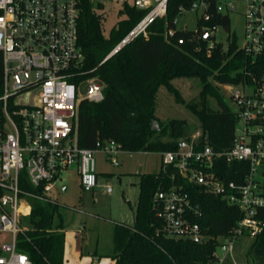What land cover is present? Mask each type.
Returning <instances> with one entry per match:
<instances>
[{"label":"built area","instance_id":"built-area-1","mask_svg":"<svg viewBox=\"0 0 264 264\" xmlns=\"http://www.w3.org/2000/svg\"><path fill=\"white\" fill-rule=\"evenodd\" d=\"M236 1L243 5L241 38L230 32L229 25L228 13L235 11ZM90 2L103 8L110 4L145 12L109 57L136 36L147 37V26L166 15L168 0ZM79 3L0 0V233L10 235L8 241L0 243V264H31L28 255L17 249L18 235L27 229L23 219L30 214L32 201L56 202L52 194L62 172L74 165L82 190L91 191L98 180L96 153L118 166L125 151L115 139L98 140L94 148L78 144L79 104L84 99L101 101L104 87L96 76L71 80L73 70L84 58L78 43ZM209 4L210 0H193L189 8L179 7L180 15L191 10L209 21ZM214 5L215 13L226 15L229 24L203 27L209 48L215 42L226 46L236 36L238 47L247 55L254 58L264 54V0H215ZM219 26L226 33L224 41L216 39ZM173 33V28L165 31L166 36ZM183 42L184 38L178 39L179 44ZM227 85L237 119L230 147L215 150L205 143L206 136L198 129L178 138L176 149L160 155L163 168L173 166L180 177L235 206L240 218L228 234L213 236L195 221L201 211L182 185L159 189L153 197L157 231L195 243L214 240L217 244L211 264H225L234 240L254 238L264 227V75L253 77L251 82ZM232 162L242 163L233 168L240 180L220 177L223 164ZM105 188L111 192L110 186Z\"/></svg>","mask_w":264,"mask_h":264},{"label":"trees","instance_id":"trees-1","mask_svg":"<svg viewBox=\"0 0 264 264\" xmlns=\"http://www.w3.org/2000/svg\"><path fill=\"white\" fill-rule=\"evenodd\" d=\"M192 1L168 0L166 15L147 26V37L138 35L107 57L145 12L125 6L120 11L124 18L118 20L105 37L103 6L80 0L78 43L84 58L81 66L73 70L71 80L78 82L96 76L104 87L101 101L84 99L79 104V146L94 148L98 140L115 139L123 150L129 152L176 149L177 139L185 136V122L174 118L160 125L155 116L157 91L164 86L178 98V91L171 81L177 77H195L202 83L199 100L188 103L187 107L197 116L206 144L215 150L230 147L237 119L225 96L210 78L221 84L251 82L253 77L264 75V54L254 58L247 55L238 47L236 36L226 46L215 42L213 47H208L203 27L229 24L226 15L215 13V0H210L208 8L211 20L199 18L194 29H177L174 20L180 15L179 7L189 8ZM170 28L174 33L166 36L165 31ZM179 38H184V42L179 44ZM1 75L0 53V94ZM210 98L216 107L210 104ZM154 120L158 122L157 129H152ZM223 165L221 178L240 180L233 168L242 163ZM138 176L134 220L131 224H114L113 264H211L217 244L214 240L195 243L157 231L154 194L159 189L182 185L201 211L195 221L213 236L229 233L240 218L238 208L180 177L171 165L165 168L160 165L157 172ZM55 213L59 215L56 223L53 220ZM26 223L28 228L18 235L17 249L28 255L31 264H73L64 257V224L56 202L32 201ZM247 255L253 264H264V227L253 238ZM225 264L232 263L226 261Z\"/></svg>","mask_w":264,"mask_h":264},{"label":"rangeland","instance_id":"rangeland-1","mask_svg":"<svg viewBox=\"0 0 264 264\" xmlns=\"http://www.w3.org/2000/svg\"><path fill=\"white\" fill-rule=\"evenodd\" d=\"M233 4L235 11L228 13L230 32L234 31L238 38H241L243 5L237 1ZM120 11L119 6L112 7L110 4L102 9L104 12L102 29L105 37L117 21L124 18V13ZM199 16L198 12L183 11L176 19V26L181 29H194ZM225 36L224 28L219 26L216 39L224 41ZM210 80L220 89L228 105L234 109L227 96L230 90L228 85L217 83L211 78ZM171 83L178 91V98L166 87L160 86L156 95L155 116L161 126L174 118L184 120L186 137L200 129L197 116L187 104L198 102L202 83L195 77H177ZM210 104L216 107L212 98ZM120 160V165L113 166L103 160L100 152L96 153L98 180L97 186L91 191L82 190L74 165L62 172L61 179L56 183L52 196L59 207L64 224L62 231L65 236L66 257L77 262L73 264H111L113 223L133 222L139 191L138 175L157 172L161 165L159 152L124 151L120 155ZM63 185L66 186V190H63ZM106 186L111 187V192H106ZM26 220L27 218H24L23 223L28 228ZM53 220L54 223L59 221L58 213H55ZM9 238L8 233H0V243L8 241ZM252 241L253 238L250 236H241L234 240L228 261L234 264H253L252 258L247 255ZM93 253H96V257L92 255ZM71 255L74 257H70Z\"/></svg>","mask_w":264,"mask_h":264},{"label":"crops","instance_id":"crops-1","mask_svg":"<svg viewBox=\"0 0 264 264\" xmlns=\"http://www.w3.org/2000/svg\"><path fill=\"white\" fill-rule=\"evenodd\" d=\"M160 153V152H159ZM66 190V189H65ZM137 200V199H136ZM133 220H134V215H133ZM120 222V221H119ZM125 223V222H124ZM113 224H115V223H113ZM129 224V223H128ZM131 224V223H130ZM113 229H114V225H113ZM113 235V234H112ZM65 249H66V247H65V242H64V257H65V259L68 261V262H70V263H77V262H75V261H70L67 257H66V253H65ZM112 252H113V249H112ZM112 252L110 253L111 255H112ZM96 253H93L92 255L94 256V257H96V255H95ZM70 257H74V256H70ZM92 259H94V258H92ZM96 259V258H95ZM111 264H113V259H112V257H111Z\"/></svg>","mask_w":264,"mask_h":264},{"label":"water","instance_id":"water-1","mask_svg":"<svg viewBox=\"0 0 264 264\" xmlns=\"http://www.w3.org/2000/svg\"><path fill=\"white\" fill-rule=\"evenodd\" d=\"M226 29H227V27H226ZM157 127H158L157 122L154 120L152 122V129H157ZM65 189H66V186H63V190H65Z\"/></svg>","mask_w":264,"mask_h":264}]
</instances>
